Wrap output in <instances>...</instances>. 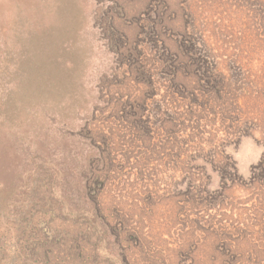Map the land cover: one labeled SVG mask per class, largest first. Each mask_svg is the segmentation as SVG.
Masks as SVG:
<instances>
[{"label": "rangeland", "instance_id": "374dc122", "mask_svg": "<svg viewBox=\"0 0 264 264\" xmlns=\"http://www.w3.org/2000/svg\"><path fill=\"white\" fill-rule=\"evenodd\" d=\"M37 169L42 264H264V0H0V182Z\"/></svg>", "mask_w": 264, "mask_h": 264}, {"label": "trees", "instance_id": "16d2710c", "mask_svg": "<svg viewBox=\"0 0 264 264\" xmlns=\"http://www.w3.org/2000/svg\"><path fill=\"white\" fill-rule=\"evenodd\" d=\"M37 171L29 172L27 176L22 177L23 182L20 181L22 180L20 178L16 179V185L13 182L11 187L0 182V187H2L0 189V215L6 219L9 218V201L12 199L10 194L16 196L15 200L18 202L14 205L16 214L12 217H15L14 221L21 230V233L17 234L11 242H8V238L1 241L0 264H42L43 261L51 259L50 254L54 251L53 246L56 244L49 238L52 233L50 234L48 230L53 226L52 221L49 220L50 218L46 220L44 218H26L31 212L49 213L50 217L56 214V206L52 201V198L54 199L52 185L47 191L52 197H48V200L43 203H39V200L36 199L39 197L45 181L44 178L38 177L40 172ZM46 173L48 172L46 171ZM48 177H52V174L46 176L47 179ZM76 255L80 257L81 253Z\"/></svg>", "mask_w": 264, "mask_h": 264}]
</instances>
